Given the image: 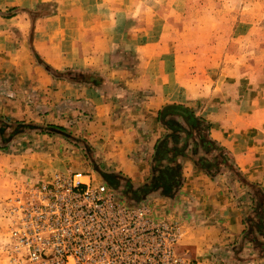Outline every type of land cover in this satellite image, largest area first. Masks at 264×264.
Returning a JSON list of instances; mask_svg holds the SVG:
<instances>
[{
	"label": "rangeland",
	"instance_id": "1",
	"mask_svg": "<svg viewBox=\"0 0 264 264\" xmlns=\"http://www.w3.org/2000/svg\"><path fill=\"white\" fill-rule=\"evenodd\" d=\"M76 62L84 65L63 66ZM158 93L188 98L184 105L210 129L206 118L230 132L244 128L252 145L253 126L264 129V0L0 3V264L21 261L10 238L12 198L59 172H80L128 199L161 206L180 228L184 264H198L183 243L189 203L159 191L142 198L128 192L130 182L135 190L150 184L151 175L142 184L130 178L128 163L149 159L151 172L156 164L151 143L156 127L166 129L152 124L146 102ZM185 152L217 160L213 177L229 184L233 202L253 209L241 238L218 244L207 263L264 264V193L253 194L245 177L242 183L227 150L229 165L219 151Z\"/></svg>",
	"mask_w": 264,
	"mask_h": 264
},
{
	"label": "built area",
	"instance_id": "2",
	"mask_svg": "<svg viewBox=\"0 0 264 264\" xmlns=\"http://www.w3.org/2000/svg\"><path fill=\"white\" fill-rule=\"evenodd\" d=\"M18 264H184L176 221L80 172L19 191L8 208Z\"/></svg>",
	"mask_w": 264,
	"mask_h": 264
},
{
	"label": "crops",
	"instance_id": "3",
	"mask_svg": "<svg viewBox=\"0 0 264 264\" xmlns=\"http://www.w3.org/2000/svg\"><path fill=\"white\" fill-rule=\"evenodd\" d=\"M39 1L45 0H0V3L6 6H17L27 2L34 3ZM87 33V29L84 28V35L88 36L90 34ZM84 43L85 45H92L90 38L87 37ZM81 65L84 64L76 62L67 63L63 66ZM98 65L99 68L95 67L101 71V64ZM162 83L164 85V82ZM72 87L77 86L73 85ZM67 88L69 90L70 87L68 86ZM70 89L71 95H79V90ZM164 89L165 87L162 88V91ZM67 93L69 92L67 91ZM187 101L188 98L179 100L175 93H171L168 97L164 93H158L157 96L151 97L146 102V105L152 108V124H156L158 111L162 106L168 103L189 105ZM147 111L149 112V110ZM197 114L204 118L207 117L199 111H197ZM206 119L214 123L210 129V137L230 152L232 163H235L236 168H238L243 177L240 178L242 183L245 184L244 180L246 179L247 184L252 188L251 192L262 196L264 193V129L261 126V122L255 124L254 128H252L253 143L251 145L246 142L245 137L250 138V135H245L244 128L238 127L230 132L227 127L221 128L222 125L218 126V123H215L210 118ZM144 125L142 123L141 127ZM161 129L159 126L156 127L158 135L153 136L152 148L165 134L166 130L163 131ZM131 140L132 138L129 141L131 142ZM178 162L181 166L183 181L173 202L189 203L188 212L190 214L186 222L189 225L188 230L183 234V243L191 249L195 259L199 260L198 264H208L206 259L211 257L214 247L218 246V244L234 242L241 238L246 226L245 219L251 216L253 209L236 199L233 202L235 193L233 191L229 192V184L226 185L225 182H219L218 178L216 179V177L201 169L189 158V155L180 157ZM151 173L149 159L128 163V176L140 181L139 184L145 183ZM237 176L239 175L237 174ZM226 182L229 183L228 180Z\"/></svg>",
	"mask_w": 264,
	"mask_h": 264
},
{
	"label": "trees",
	"instance_id": "4",
	"mask_svg": "<svg viewBox=\"0 0 264 264\" xmlns=\"http://www.w3.org/2000/svg\"><path fill=\"white\" fill-rule=\"evenodd\" d=\"M157 120L165 127L168 134L155 144L154 161L156 164L151 173L150 184L137 190L133 188L131 182L127 185L128 192H132L135 198L146 197L153 191H159L165 197H175L183 181L178 160L187 155L185 152L187 147H192L194 153L198 150L219 151L220 156L217 155V158L218 156L223 158L224 164L229 165L228 155L223 154L224 148L210 137V128L192 108L179 103L164 105L158 111ZM169 139L175 146H169ZM190 141L192 146H189ZM180 145L182 146L179 147ZM189 158L212 176L221 168L217 160L209 161L204 157L197 159L192 155ZM107 178L111 183L118 184L116 178L112 176H107Z\"/></svg>",
	"mask_w": 264,
	"mask_h": 264
}]
</instances>
